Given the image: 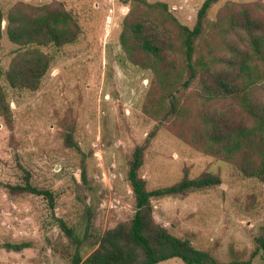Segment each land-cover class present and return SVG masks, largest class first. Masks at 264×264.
<instances>
[{
	"label": "trees",
	"instance_id": "trees-1",
	"mask_svg": "<svg viewBox=\"0 0 264 264\" xmlns=\"http://www.w3.org/2000/svg\"><path fill=\"white\" fill-rule=\"evenodd\" d=\"M214 5L218 6L207 29L205 21ZM80 33L77 19L61 1L41 5L19 1L6 10L0 7V41L5 34L16 46L7 69L0 67V77L13 89L37 90L52 63L44 48L74 43ZM120 43L133 64L154 73L144 110L157 113L162 100L168 101L156 126L126 153L132 213L104 230L96 228L87 200L92 180L87 155L75 137V118L61 120L60 137L62 146L78 158L79 181L70 174L65 186L55 187L37 178L15 154L17 180H0V188L10 200L34 197L45 204L49 224L57 226L74 248L71 253L66 250L69 264H157L169 258L186 264H252L257 256L264 260V223L246 260L222 261L211 250L197 247L190 235H175L155 219L154 199L214 188L221 183L218 173L191 176L186 168L178 180L156 187H149L141 174L147 148L164 125L197 150L264 183V0H203L192 26L182 23L165 1L132 0ZM194 82L204 105L187 111L177 93ZM0 119L12 142L13 112L1 79ZM66 193L72 195L74 208L58 214L55 209ZM31 245L6 241L0 249L18 252ZM83 245L92 248L86 256L81 254Z\"/></svg>",
	"mask_w": 264,
	"mask_h": 264
},
{
	"label": "rangeland",
	"instance_id": "rangeland-1",
	"mask_svg": "<svg viewBox=\"0 0 264 264\" xmlns=\"http://www.w3.org/2000/svg\"><path fill=\"white\" fill-rule=\"evenodd\" d=\"M19 1L32 5L63 2L81 33L74 43L44 48L52 63L37 90L13 89L0 77L14 119L12 142L0 119V180H17V154L37 178L55 187L65 186L70 174L79 181L78 158L62 146L60 137L61 120L75 118V137L87 155V174L92 180L87 200L95 212L96 228L104 230L132 213L126 153L144 140L168 105L162 100L157 113L144 110L154 73L133 64L120 43L122 21L132 0H0V7L6 10ZM162 1L182 23L192 26L203 0ZM217 6L205 21L207 29ZM14 48L4 34L1 68L9 66ZM198 86L194 82L177 93L187 111L204 105L195 93ZM186 168L191 176L202 171L218 173L221 183L185 197L154 199L155 219L175 235H190L197 247L211 250L219 260H246L253 237L264 223V183L204 154L162 125L147 148L141 174L149 187H156L178 180ZM73 208L72 195L66 193L55 212L65 214ZM6 241L32 245L18 252L0 249V264H69L66 250H74L66 235L49 224L45 204L34 197L10 200L0 188V243ZM91 249L83 245L81 254L86 256ZM157 264L186 263L169 258ZM252 264H264V260L257 256Z\"/></svg>",
	"mask_w": 264,
	"mask_h": 264
}]
</instances>
